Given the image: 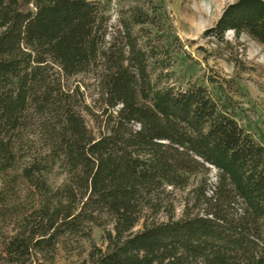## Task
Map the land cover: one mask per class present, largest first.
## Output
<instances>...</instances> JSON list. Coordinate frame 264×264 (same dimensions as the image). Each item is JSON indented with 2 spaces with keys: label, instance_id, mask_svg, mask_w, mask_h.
<instances>
[{
  "label": "trees",
  "instance_id": "1",
  "mask_svg": "<svg viewBox=\"0 0 264 264\" xmlns=\"http://www.w3.org/2000/svg\"><path fill=\"white\" fill-rule=\"evenodd\" d=\"M102 1L0 0V261L54 264L97 228L84 264H264V148L174 78L162 10L134 5L112 29ZM227 33L264 51V1L202 34L237 65ZM196 177L175 219L168 189Z\"/></svg>",
  "mask_w": 264,
  "mask_h": 264
},
{
  "label": "rangeland",
  "instance_id": "2",
  "mask_svg": "<svg viewBox=\"0 0 264 264\" xmlns=\"http://www.w3.org/2000/svg\"><path fill=\"white\" fill-rule=\"evenodd\" d=\"M235 0H103L105 16L109 26L117 27L118 14L138 5L152 4L162 10L168 22L163 29V40L175 43L172 71L179 83L195 81L221 102L231 105L235 122L260 146L264 148V51L262 47L241 36L236 42L232 33L225 40L232 46L231 58L237 65L226 62L230 51L207 45L202 39L204 31L217 21L223 9ZM176 40V41H173ZM173 41V42H172ZM200 50H205L206 53ZM206 58L204 61L203 59ZM81 78H78V80ZM211 82L212 85H211ZM88 128L92 123L86 118ZM209 182L215 181V171L209 169ZM199 181L191 179L184 191L169 190L175 198L174 216L181 217L183 200L186 194ZM52 187L62 183V176L55 172L48 178ZM91 244L103 247V232L93 228L90 243L80 241L60 248L54 264H84ZM0 264L3 262L0 261Z\"/></svg>",
  "mask_w": 264,
  "mask_h": 264
},
{
  "label": "crops",
  "instance_id": "3",
  "mask_svg": "<svg viewBox=\"0 0 264 264\" xmlns=\"http://www.w3.org/2000/svg\"><path fill=\"white\" fill-rule=\"evenodd\" d=\"M264 1V0H263Z\"/></svg>",
  "mask_w": 264,
  "mask_h": 264
}]
</instances>
